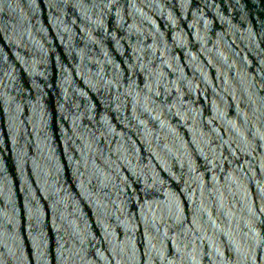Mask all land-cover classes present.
Wrapping results in <instances>:
<instances>
[{
	"label": "water",
	"instance_id": "95a60500",
	"mask_svg": "<svg viewBox=\"0 0 264 264\" xmlns=\"http://www.w3.org/2000/svg\"><path fill=\"white\" fill-rule=\"evenodd\" d=\"M0 264H264V0H0Z\"/></svg>",
	"mask_w": 264,
	"mask_h": 264
}]
</instances>
